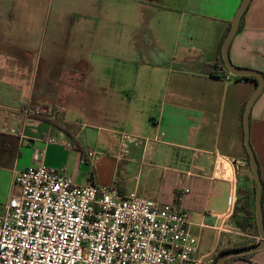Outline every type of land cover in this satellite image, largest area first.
Returning a JSON list of instances; mask_svg holds the SVG:
<instances>
[{
	"label": "crops",
	"instance_id": "0c3cea01",
	"mask_svg": "<svg viewBox=\"0 0 264 264\" xmlns=\"http://www.w3.org/2000/svg\"><path fill=\"white\" fill-rule=\"evenodd\" d=\"M71 1L57 0L62 9L44 29L39 6L45 0H0L2 212L20 192L16 173L44 150L42 163L78 186L115 184L122 194L183 208L199 240L189 264H218L221 251L247 238L233 213L238 193L253 191L240 117L256 82L231 75L222 57L243 0H80L79 13L69 12ZM243 17L230 60L264 76V0H251ZM163 18H174L170 46L151 30L152 20L161 25ZM215 64L224 68L222 78L211 76ZM28 104L63 105L67 113L55 122L28 118L22 113ZM5 127L10 131L2 132ZM19 128L22 138L11 132ZM250 130L264 187V90ZM123 132L151 142L145 152L134 147L117 160ZM46 134L57 143L47 144ZM108 146H116L115 156ZM89 150L96 152L92 160ZM262 208L264 216V190ZM251 240L257 244L260 236ZM229 264H264V249Z\"/></svg>",
	"mask_w": 264,
	"mask_h": 264
},
{
	"label": "built area",
	"instance_id": "2783aa9c",
	"mask_svg": "<svg viewBox=\"0 0 264 264\" xmlns=\"http://www.w3.org/2000/svg\"><path fill=\"white\" fill-rule=\"evenodd\" d=\"M22 113L55 122L64 119L67 108L28 104ZM11 132L24 136L22 128ZM120 138L117 160L134 147L145 152L151 142L126 132ZM43 140L57 143L49 134ZM62 145L74 147L68 140ZM44 153L36 150L34 164L15 175L20 192L0 215V264H189L197 255L199 240L183 208L135 192L122 194L115 184L78 186L63 171L45 166ZM87 156L92 160L96 152Z\"/></svg>",
	"mask_w": 264,
	"mask_h": 264
},
{
	"label": "water",
	"instance_id": "95a60500",
	"mask_svg": "<svg viewBox=\"0 0 264 264\" xmlns=\"http://www.w3.org/2000/svg\"><path fill=\"white\" fill-rule=\"evenodd\" d=\"M251 0H243L236 15L232 22L231 28L224 40L222 46V57L225 64V69L228 72L236 77H254L257 79V87L253 91L251 97L249 98L244 112H243V129H244V144L246 147V151L249 157V165L254 177L255 185H256V194H255V211H256V222L258 227V232L260 236V242L248 247L243 248H232L225 250L222 252L218 259V264H227L228 259L233 257H240L247 254H251L254 252H258L264 249V216H263V208H262V198H263V181L259 169V164L253 150L251 139H250V119H251V111L255 101L259 98L264 90V76L258 71L245 69L236 67L232 64L229 56L230 45L238 33L242 17L244 16L246 10L250 5ZM224 70V68H223ZM227 193V192H226ZM225 200L230 202V197L228 194H225Z\"/></svg>",
	"mask_w": 264,
	"mask_h": 264
},
{
	"label": "trees",
	"instance_id": "16d2710c",
	"mask_svg": "<svg viewBox=\"0 0 264 264\" xmlns=\"http://www.w3.org/2000/svg\"><path fill=\"white\" fill-rule=\"evenodd\" d=\"M244 23V17L242 18V25ZM223 68L218 67L217 64L211 66V76L214 77H223L224 74L221 72ZM238 79L245 80V79H252L256 82L257 87V80L253 77H237ZM245 106L241 111V120L243 119V112ZM249 159V157H248ZM250 167V166H249ZM261 173V172H260ZM255 194H256V185L255 181L253 180V191H244L243 194L238 193L237 201L234 208L233 219L235 220L236 227L242 231L246 235L245 241L241 242L238 245L233 246L232 248H243L253 245L251 238L259 236L257 222H256V211H255ZM228 248V249H232ZM225 249V250H228ZM225 250L221 251L224 252ZM219 254V255H220ZM250 254L241 256V258L248 257ZM239 257H233L228 259L227 264H229L230 260H233Z\"/></svg>",
	"mask_w": 264,
	"mask_h": 264
},
{
	"label": "rangeland",
	"instance_id": "374dc122",
	"mask_svg": "<svg viewBox=\"0 0 264 264\" xmlns=\"http://www.w3.org/2000/svg\"><path fill=\"white\" fill-rule=\"evenodd\" d=\"M43 1V0H41ZM46 4L45 5H40L39 6V9H40V14L44 15L45 16V21H46V24L48 25V27H44V29H50V26L52 24V20H53V15L56 14L58 12L59 9H62L61 6H59L57 4V0H45ZM72 4L70 6V10L69 12H74V13H79L80 12V0H72L71 1ZM163 11L167 12L166 9H164ZM161 15V14H160ZM162 17H168V15H161ZM153 19V18H152ZM156 20V19H154ZM152 20V23H151V30L152 32L156 33V34H159V32L161 31L162 34H163V42L166 46H170L171 45V41H173L174 43V38L172 36L173 32L171 31L173 28H174V18H163L162 20H160V22H162L163 24L159 25L158 21H154ZM83 123H85L86 125L90 126L88 129H87V132L89 134H92V135H98V132L97 130H95L94 128H92L93 126V123L89 122L88 120H85V119H82ZM103 136H112L114 139L118 137L117 134H110V133H107V132H102ZM109 155H114L116 154V146H108V150L107 152ZM115 161V160H114ZM236 171V175H237V169L235 170ZM239 179H240V184H244L245 182V178L243 176V174H240L239 176ZM236 180V178H235ZM3 210L0 208V214H2Z\"/></svg>",
	"mask_w": 264,
	"mask_h": 264
}]
</instances>
